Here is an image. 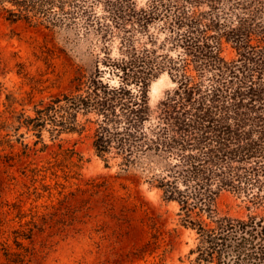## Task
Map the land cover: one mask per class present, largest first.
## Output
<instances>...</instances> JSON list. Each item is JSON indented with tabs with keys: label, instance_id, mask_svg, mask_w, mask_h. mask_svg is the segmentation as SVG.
<instances>
[{
	"label": "trees",
	"instance_id": "1",
	"mask_svg": "<svg viewBox=\"0 0 264 264\" xmlns=\"http://www.w3.org/2000/svg\"><path fill=\"white\" fill-rule=\"evenodd\" d=\"M2 20L74 27L96 41L93 71L74 92L15 118V133L26 128L37 141L6 135L0 148L21 145V161L49 150L44 131L52 142L88 133L107 168L117 159L124 173L141 169L164 201L179 205L180 226L196 236L192 264H264V217L217 207L224 192L249 203L248 211L264 206V0H147L142 7L133 0H0ZM225 44L236 58L223 56ZM163 73L175 89L153 118L149 87ZM13 234L17 252L0 243L2 264H28L20 240H31L32 230Z\"/></svg>",
	"mask_w": 264,
	"mask_h": 264
},
{
	"label": "rangeland",
	"instance_id": "2",
	"mask_svg": "<svg viewBox=\"0 0 264 264\" xmlns=\"http://www.w3.org/2000/svg\"><path fill=\"white\" fill-rule=\"evenodd\" d=\"M133 1L142 7L147 0ZM97 12L103 13L101 5ZM95 41L74 27L0 21V116L10 127L0 129V138L16 140L24 134L20 140L25 144L37 141L26 128L15 133V118L20 113L34 116L41 101L74 92L93 71ZM117 47L116 42L113 56ZM223 56L234 59L236 52L225 44ZM174 89L167 73L151 82L153 118ZM43 140L48 151L21 161V145L0 148V243L17 252L13 232L32 230L31 240H20L28 264H192L195 233L180 226L179 205L164 201L161 191L145 182L141 169L124 173L117 159L107 168L95 155L88 133L63 134L52 142L44 131ZM60 143L76 154H60ZM247 206L228 192L217 200L221 214L264 217V206L251 211ZM5 261L0 246V264Z\"/></svg>",
	"mask_w": 264,
	"mask_h": 264
}]
</instances>
